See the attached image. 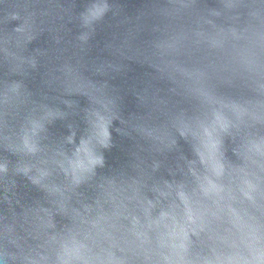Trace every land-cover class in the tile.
Segmentation results:
<instances>
[{
    "label": "water",
    "instance_id": "water-1",
    "mask_svg": "<svg viewBox=\"0 0 264 264\" xmlns=\"http://www.w3.org/2000/svg\"><path fill=\"white\" fill-rule=\"evenodd\" d=\"M0 264H264V0H0Z\"/></svg>",
    "mask_w": 264,
    "mask_h": 264
}]
</instances>
